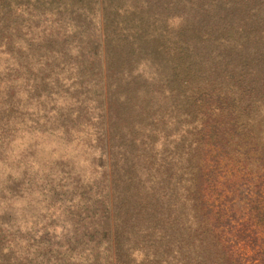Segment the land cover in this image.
Returning a JSON list of instances; mask_svg holds the SVG:
<instances>
[{"label": "rangeland", "instance_id": "374dc122", "mask_svg": "<svg viewBox=\"0 0 264 264\" xmlns=\"http://www.w3.org/2000/svg\"><path fill=\"white\" fill-rule=\"evenodd\" d=\"M9 1L0 264H227L191 205L185 118L163 97L147 117H119L125 96L141 100L140 65L106 68L90 26L75 31L67 17L55 24L47 5ZM259 129L264 137V121Z\"/></svg>", "mask_w": 264, "mask_h": 264}, {"label": "trees", "instance_id": "16d2710c", "mask_svg": "<svg viewBox=\"0 0 264 264\" xmlns=\"http://www.w3.org/2000/svg\"><path fill=\"white\" fill-rule=\"evenodd\" d=\"M27 1L22 10H56L59 26L67 17L95 30L106 68L140 65L141 100L125 96L119 117H147L168 99L190 127V201L217 259L264 264V0ZM14 10L0 0L1 29Z\"/></svg>", "mask_w": 264, "mask_h": 264}]
</instances>
